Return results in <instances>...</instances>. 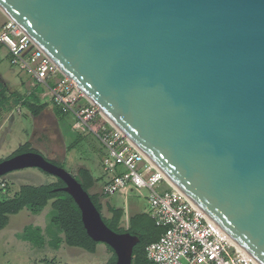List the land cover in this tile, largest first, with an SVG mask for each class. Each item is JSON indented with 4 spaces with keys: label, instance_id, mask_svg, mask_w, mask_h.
<instances>
[{
    "label": "water",
    "instance_id": "obj_1",
    "mask_svg": "<svg viewBox=\"0 0 264 264\" xmlns=\"http://www.w3.org/2000/svg\"><path fill=\"white\" fill-rule=\"evenodd\" d=\"M102 113L254 264H264V0H0ZM63 179L88 234L133 264L138 234L104 220L42 152L0 160Z\"/></svg>",
    "mask_w": 264,
    "mask_h": 264
},
{
    "label": "built area",
    "instance_id": "obj_2",
    "mask_svg": "<svg viewBox=\"0 0 264 264\" xmlns=\"http://www.w3.org/2000/svg\"><path fill=\"white\" fill-rule=\"evenodd\" d=\"M0 42L10 49L12 61L41 84L63 112L74 114L73 131L89 130L104 144L108 151L103 157L104 168L112 173L103 186L104 194L127 193L132 188L139 193L143 188L149 190L151 215L165 227L159 238L146 246L149 259L160 264H254L179 192L18 23L8 18L0 29Z\"/></svg>",
    "mask_w": 264,
    "mask_h": 264
},
{
    "label": "rangeland",
    "instance_id": "obj_3",
    "mask_svg": "<svg viewBox=\"0 0 264 264\" xmlns=\"http://www.w3.org/2000/svg\"><path fill=\"white\" fill-rule=\"evenodd\" d=\"M3 14V11L0 9V19ZM0 70L13 84H19L30 79L29 74L19 64L12 61L11 51L4 43L0 46ZM39 86H41L40 88L43 87L41 84ZM22 90H25L23 86ZM12 99L14 98L9 96L8 101L12 102ZM4 105L7 106V103L3 102ZM20 107L21 109L19 111L17 109V111L15 110L13 112L14 115L12 117L8 115L9 111L5 112L0 123L1 160L12 155L22 144L31 141L33 138V115L26 106L22 105ZM7 110H9L8 107ZM54 119L55 116L52 113L49 116L46 115L37 119V134L32 139V145L40 147L41 149H35H39L46 157L61 161L62 166L74 174L77 173L80 165H87L96 177H100V179L104 177L105 173L102 159L104 153L106 154L108 151L100 139L89 130L73 132L69 128V122L65 119L61 126L64 139L67 145H70L66 153L65 144L61 140V134L56 131L57 127ZM50 122L51 124L53 123L52 128L49 127ZM45 127H49L53 132V146L55 151L52 148V153L51 150L45 148L49 142L40 136V131L45 130ZM64 156L65 159L63 160ZM56 178L55 175L43 171L40 168L27 167L11 171L2 179L0 178V187L9 184L10 195H13L23 184L40 185L53 182ZM3 182H5V185H3ZM136 193L146 208L148 205L150 206L149 190L147 188H143L141 193L137 191ZM122 200L123 202L125 201L124 198ZM50 210L51 204L49 203L38 214H34L27 208H24L10 215L9 223L3 229H0V264H34L46 260H56L69 264H104L107 261L106 252L102 248L97 249L95 252L82 247H76L74 249L60 247L59 249H55L46 245L40 248L20 237V233L29 224L47 225ZM106 214L108 213L106 212ZM126 219L127 216H125Z\"/></svg>",
    "mask_w": 264,
    "mask_h": 264
},
{
    "label": "trees",
    "instance_id": "obj_4",
    "mask_svg": "<svg viewBox=\"0 0 264 264\" xmlns=\"http://www.w3.org/2000/svg\"><path fill=\"white\" fill-rule=\"evenodd\" d=\"M35 88L30 95L22 99L17 96L16 103H21L30 108L34 115H38L46 106L47 102L41 103L40 91L42 88ZM6 95V88L2 89L0 95ZM16 98L13 94L6 96ZM58 115L62 116V111L56 107ZM35 150L30 141L22 144L12 155L20 152ZM10 155V156H12ZM1 160V159H0ZM59 165L62 162L51 158ZM5 176V175H4ZM2 176L1 178H3ZM76 178L88 190L97 208L102 212L105 222L117 232L130 231L138 234L140 240L133 249V264H160L149 259L146 252V246L159 238L165 230L164 226L158 225L151 215V212L137 213L129 216L128 224L125 222L126 212L124 207L115 205L109 206V213L103 212L104 204L102 196L91 192L97 178L87 165L78 167ZM57 177V176H56ZM65 181L59 177L55 181L40 185L23 184L13 195H10L9 184L0 187V229H3L10 220V215L27 208L34 214L40 213L49 203L51 210L49 212V222L45 227L29 224L20 233V237L40 248L46 245L59 249L63 243L70 246H79L89 251L95 252L99 241L93 239L87 232L82 220V212L73 196L64 190ZM111 251L110 258L104 264H115L117 256L113 248L107 245ZM34 264H69L56 260H46Z\"/></svg>",
    "mask_w": 264,
    "mask_h": 264
},
{
    "label": "crops",
    "instance_id": "obj_5",
    "mask_svg": "<svg viewBox=\"0 0 264 264\" xmlns=\"http://www.w3.org/2000/svg\"><path fill=\"white\" fill-rule=\"evenodd\" d=\"M6 19H7V16L4 13L3 16L0 19L1 20L0 21V28L5 23ZM1 45H2V43L0 42V46ZM33 84H34V86H33ZM0 86L1 87L3 86V88L0 89V92H1L2 89L6 88V93H7L5 96L3 94L0 95V114H2V115H0V123H1L2 118L5 115V112L9 111V114L8 115L9 116L11 115L10 117H12L14 115L13 112L15 110L17 111V109H18V111H19L21 109L20 106H22L23 104L21 103L22 101H19L18 103H16L17 102L16 101L17 96H21L22 99L25 98L26 96L30 95V93L35 88H37V86H39V84H37V82L33 78H31V77H30V79H28L27 81H23L22 83H19V84L18 83H15V84H13L12 81L8 80L4 76V74L2 73V71L0 70ZM22 86H23V88H25L24 91L22 90ZM40 87L41 86H39L38 88H40ZM8 94L9 95L10 94H13V95L16 96V98L12 99L11 100L12 102H9V101L6 102L7 103V106H5V105L3 106V101L4 100H7L6 99V96ZM39 94H40L39 96H40V99H41V103L47 102L45 108L38 115H34L32 113V111H31V109L27 107L31 111V113L33 115V122H34V134H33V138L36 137V134H37V128H36L37 119L42 118V117H44L46 115L49 116L52 113L55 116L54 121H55V125L57 127L56 128L57 129L56 131H57V133H60L61 134V140L65 144V152L67 153V150L70 147V145H67V143H66V141L64 139V135H63V131H62L61 124H63L64 120L66 119L69 122V125H70L69 128L72 130V126H73V123L75 122V119L76 118H75L74 114H72V113L63 112L59 108V106H57L53 102V100L51 99V97L45 94L43 87H42V89H41V91H40ZM7 107L8 108L10 107L11 109L7 110ZM56 107L59 108L62 111V113H63L62 116H60V115L57 114ZM52 124L50 122V126H49L50 128H52ZM49 127H45V130H43V131L41 130L40 131V136H41V138H44L46 141L49 142L46 145L45 148L48 149V150H51V153H52L53 152L52 151V148H53V150L55 148L53 146V132H52V130ZM32 139L30 141L31 144H33L32 143ZM32 147H34V148H40V147H36V146H33V145H32ZM105 155L106 154L104 153L103 157ZM65 156L63 157V160L65 159ZM102 163H103V159H102ZM102 165H103V169H104L105 176L104 177H101V179H100V177H96L95 174H94V176L97 178V181H96L95 185L91 188V192L92 193L99 194V195L102 196V202L104 204L103 212L105 214H106V212L109 213V206L110 205H115V206H118V207H124L125 212H126V216H127V219L125 220V222L127 223L128 222V218L131 215H134V214H137V213H143V212H150V206L148 205V207L146 208L143 205V202L141 201V198L139 197V195H137L136 190H134L133 188L130 189L127 193H118V194L115 195V197H113V195L112 196H108V195L104 194V192H103V186L111 178L112 173L107 172L105 170V168H104V164H102ZM121 169H122V166L119 165L118 166V170L121 171ZM123 198L125 200L124 202L122 200ZM45 226L46 225H43L42 227H45ZM61 247H66V248H71V249H74L76 247L79 248V246H70L67 243H63L61 245ZM99 248L104 249V251L106 252V255H107V260H108L110 258V256H111L112 253H111L110 249L108 248L107 244L106 243H103V242H100L97 245V249H99Z\"/></svg>",
    "mask_w": 264,
    "mask_h": 264
},
{
    "label": "flooded vegetation",
    "instance_id": "obj_6",
    "mask_svg": "<svg viewBox=\"0 0 264 264\" xmlns=\"http://www.w3.org/2000/svg\"><path fill=\"white\" fill-rule=\"evenodd\" d=\"M1 88H3V86H2V87L0 86V89H1ZM10 107H11V106H10ZM10 107H9V109H11ZM2 113H3V112H2ZM0 115H2V114H0ZM2 119H3V118H2Z\"/></svg>",
    "mask_w": 264,
    "mask_h": 264
}]
</instances>
